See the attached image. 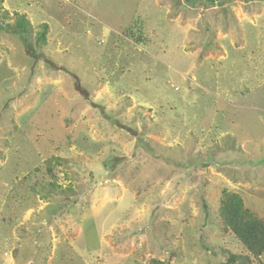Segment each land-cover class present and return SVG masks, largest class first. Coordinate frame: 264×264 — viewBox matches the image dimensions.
<instances>
[{
	"label": "rangeland",
	"instance_id": "374dc122",
	"mask_svg": "<svg viewBox=\"0 0 264 264\" xmlns=\"http://www.w3.org/2000/svg\"><path fill=\"white\" fill-rule=\"evenodd\" d=\"M224 190L264 220V0H0V264L246 256Z\"/></svg>",
	"mask_w": 264,
	"mask_h": 264
},
{
	"label": "trees",
	"instance_id": "16d2710c",
	"mask_svg": "<svg viewBox=\"0 0 264 264\" xmlns=\"http://www.w3.org/2000/svg\"><path fill=\"white\" fill-rule=\"evenodd\" d=\"M15 21L9 32L25 43L31 24L25 15L18 13ZM42 28L39 39L45 41L47 25ZM205 210L208 216L206 205ZM218 216L222 229L234 236L246 252V256L231 255L221 264H251L253 259L260 260L264 256V220L245 208L241 195L224 190ZM157 264L162 263L158 261Z\"/></svg>",
	"mask_w": 264,
	"mask_h": 264
}]
</instances>
